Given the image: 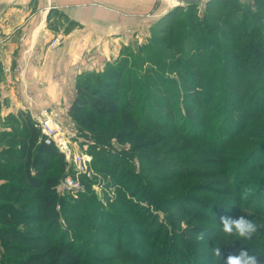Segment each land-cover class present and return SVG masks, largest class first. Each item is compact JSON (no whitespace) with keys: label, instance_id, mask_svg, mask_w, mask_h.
<instances>
[{"label":"rangeland","instance_id":"1","mask_svg":"<svg viewBox=\"0 0 264 264\" xmlns=\"http://www.w3.org/2000/svg\"><path fill=\"white\" fill-rule=\"evenodd\" d=\"M19 1L0 4L6 12L19 8L24 17L30 9ZM37 1L54 12L41 26L33 52L21 58L36 69L37 90L52 102L46 108L57 110L63 127L74 133L72 156L58 149L65 169L55 171L80 182L64 196L81 208V219H63L49 240L71 242L80 264H218L211 249L239 238H225L221 217L243 215L260 226L246 240L245 249L255 254L264 239V2L236 0L228 8L220 0L217 10L214 0L212 5L203 0L174 13V0H109L130 25L99 37L86 36L57 8L59 0H30ZM245 16L251 20L241 30ZM20 32L22 47L36 43L35 35ZM55 37L61 43L53 49ZM254 45L257 51L249 50ZM112 66L121 68L123 99L138 124L136 135L122 142L119 117L100 121L92 132L79 130L72 118L78 78ZM25 67L17 73L22 81ZM33 90L28 88L30 97ZM46 108L20 112L31 117ZM20 112L0 116V130ZM18 120L21 130L23 118ZM136 140L152 146L139 150ZM8 144L0 143V150ZM77 154L86 156L90 175L77 174ZM138 186L144 191L137 197ZM12 226L31 233L26 219ZM200 232L204 241L196 239ZM24 248L0 249V258L18 264L30 252Z\"/></svg>","mask_w":264,"mask_h":264},{"label":"trees","instance_id":"2","mask_svg":"<svg viewBox=\"0 0 264 264\" xmlns=\"http://www.w3.org/2000/svg\"><path fill=\"white\" fill-rule=\"evenodd\" d=\"M208 1L212 5L213 0ZM214 1V8L219 10L220 0ZM259 1L264 2V0ZM225 2L228 8H233L237 3L236 0H225ZM189 5L193 7L196 4ZM179 9L180 7L176 8L174 13ZM53 12L54 10H50L48 13V22ZM257 16L255 15L253 19L254 28L257 27ZM250 20L249 16L244 17L242 24L240 23L241 30ZM255 32L256 30L253 29L247 37ZM249 43L245 41V44ZM254 48L255 45L249 47V50ZM257 55L261 56L260 53ZM260 71L264 74L263 67ZM123 85L119 66H112L103 74H88L78 78L72 118L79 130L92 132L100 121L119 117L123 123V130L117 135L119 142L136 135L138 124L131 120L129 105L123 99ZM262 104L263 102L259 107ZM195 106L201 107L198 100H195ZM193 115L195 116L196 112ZM20 118H23L21 130L18 120ZM11 119L13 121L5 122L4 128L0 130V143L9 142L0 150V181L2 182L0 184V249L16 251L19 246H23L25 248L21 251L30 250L18 264H80V258L71 242H66L62 238L51 242L48 238L49 235L60 232L63 219L68 223H76L81 219V208L77 204L71 205L66 196L60 195L57 191L60 181L66 174L62 176L57 174L55 168L61 167V171H64V156L53 143L46 144L45 135L29 115L20 112L17 119ZM10 124L14 129H9ZM151 146L152 143L149 142L135 141V147L139 150ZM136 191L138 197L144 189L138 186ZM20 219L32 223L31 233L26 234L12 229V225ZM247 245L248 242L243 238L222 241L220 244L222 257L217 261L218 264H225L229 255L238 254ZM255 254L260 264H264V239L263 245L261 244V248ZM10 261V257L0 258V264H9Z\"/></svg>","mask_w":264,"mask_h":264},{"label":"crops","instance_id":"3","mask_svg":"<svg viewBox=\"0 0 264 264\" xmlns=\"http://www.w3.org/2000/svg\"><path fill=\"white\" fill-rule=\"evenodd\" d=\"M19 3H26L25 9H30L24 17L19 8V10L16 8L17 11L13 9L6 12V6L0 4V116L17 115L23 109L35 111L52 105V102L43 101V96L40 95H44V92L37 90L39 80L36 69H33L29 61L25 62L21 58L24 53L36 47L37 34L41 26H46L48 13L52 8L40 5V1L31 3L30 0H21ZM34 7L36 11L32 13L31 10ZM57 8L64 10L70 20L80 24L86 36L102 37L117 33L119 30L123 31L130 25L128 19L121 16L118 6L109 3V0H59ZM3 14L6 16L1 18ZM20 31L35 35L33 38L36 39L33 41L36 43L22 47L20 43L22 39L19 40ZM25 63H27L26 67ZM23 67H25L27 78H24L26 82L24 84L35 90H33L34 95L31 92V97L23 91V85L21 86L17 81V73Z\"/></svg>","mask_w":264,"mask_h":264},{"label":"built area","instance_id":"4","mask_svg":"<svg viewBox=\"0 0 264 264\" xmlns=\"http://www.w3.org/2000/svg\"><path fill=\"white\" fill-rule=\"evenodd\" d=\"M61 43L59 37H55L50 42L51 48H56ZM21 73V72H20ZM20 73L17 75V81L22 82L23 91L28 94V87L24 84V81L20 78ZM31 117L36 126H38L42 133L45 135L46 144H54L62 153L65 154L66 158L72 156L69 149V143L74 135L72 128H64L61 123L60 114L57 110L52 108H46L41 110L39 113H32ZM73 162L76 165L77 174L79 175H90L87 166V158L83 154H77L73 156ZM80 187V182L77 176L66 175L60 181L57 191L60 195H65Z\"/></svg>","mask_w":264,"mask_h":264},{"label":"clouds","instance_id":"5","mask_svg":"<svg viewBox=\"0 0 264 264\" xmlns=\"http://www.w3.org/2000/svg\"><path fill=\"white\" fill-rule=\"evenodd\" d=\"M220 222L222 224L221 232L224 234L225 238L239 237L246 240H251L253 236L259 231V225L257 223L247 218L243 215L236 218L232 217H221ZM196 239L198 241L205 240V233L200 232L197 234ZM211 254L214 258L221 259L222 252L221 247L215 246L211 249ZM225 264H260L257 254L251 253L242 248L238 254L229 255L226 258Z\"/></svg>","mask_w":264,"mask_h":264},{"label":"water","instance_id":"6","mask_svg":"<svg viewBox=\"0 0 264 264\" xmlns=\"http://www.w3.org/2000/svg\"><path fill=\"white\" fill-rule=\"evenodd\" d=\"M177 2V5L175 6L176 8L181 7L183 4H198L200 2H202L203 0H174Z\"/></svg>","mask_w":264,"mask_h":264}]
</instances>
